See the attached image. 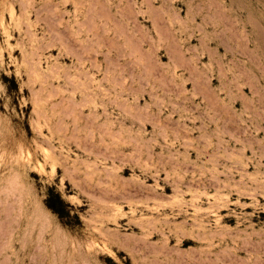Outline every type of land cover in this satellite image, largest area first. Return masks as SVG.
Wrapping results in <instances>:
<instances>
[{
  "label": "rangeland",
  "instance_id": "obj_1",
  "mask_svg": "<svg viewBox=\"0 0 264 264\" xmlns=\"http://www.w3.org/2000/svg\"><path fill=\"white\" fill-rule=\"evenodd\" d=\"M0 264H264V0H0Z\"/></svg>",
  "mask_w": 264,
  "mask_h": 264
}]
</instances>
